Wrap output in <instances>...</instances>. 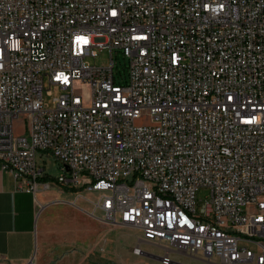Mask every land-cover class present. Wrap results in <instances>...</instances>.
Masks as SVG:
<instances>
[{"label": "built area", "instance_id": "built-area-1", "mask_svg": "<svg viewBox=\"0 0 264 264\" xmlns=\"http://www.w3.org/2000/svg\"><path fill=\"white\" fill-rule=\"evenodd\" d=\"M39 151L162 264H264V0H0V168L16 188L48 176Z\"/></svg>", "mask_w": 264, "mask_h": 264}, {"label": "crops", "instance_id": "crops-1", "mask_svg": "<svg viewBox=\"0 0 264 264\" xmlns=\"http://www.w3.org/2000/svg\"><path fill=\"white\" fill-rule=\"evenodd\" d=\"M45 182H50L47 189ZM76 195L72 188L48 176L37 180L35 192L20 190L13 177L0 168V264H29V260L34 264H150L148 258L160 262L158 256L140 247L155 244L141 240L137 229L104 222ZM53 207L70 212H52ZM122 228L137 232L136 244L129 248L135 259L120 257L116 263L117 246L128 243L129 232H117ZM135 246L141 253L133 252ZM177 263L192 264H171Z\"/></svg>", "mask_w": 264, "mask_h": 264}, {"label": "rangeland", "instance_id": "rangeland-1", "mask_svg": "<svg viewBox=\"0 0 264 264\" xmlns=\"http://www.w3.org/2000/svg\"><path fill=\"white\" fill-rule=\"evenodd\" d=\"M112 59L114 62L113 73H114L115 80L121 84L126 83V81H127V63H128L127 57L120 50L113 49ZM91 63H95L97 65L108 64L109 63L108 52L106 50L99 51L98 56L95 59H92ZM57 94H58V90L56 88H52V94L51 95H47L46 93H44V96H43L44 102L48 103L51 106L52 105V99ZM17 130L20 131L19 127ZM36 164H37V167H40V168L44 167V169H45L44 171L48 175L50 180H55L54 178H56L57 176H59L63 173L61 170L60 163L54 157L46 156L45 152H41V151L37 152ZM84 193H86V194L88 193L89 195H91L93 197L97 195V192H95V191L84 192ZM208 196H209V189L206 187L200 188L196 194V198L198 200V203L207 199ZM62 208L63 207L56 210L55 207H53L50 209V211H52V212L58 211L61 213L70 212L69 209L66 210V209H62ZM117 232H118V234H121V235H124L123 233L126 234V232H129L127 234L129 236H128V243L126 245H118L117 246L115 258L118 262L117 261H115V262L119 263L120 257H127V258H130L131 260H134L135 256L133 254H131L129 248L136 244L137 232L135 230H131V229H127V228H122L121 230H118ZM70 238H72V235L70 236ZM140 247L143 249V251H146V252L151 253V254L156 255V256H160L163 254V250L160 247H157L155 245H149V244L143 243V244H141ZM171 259L174 262L186 261V262H190L192 264H205L199 258H196V259L195 258H189V257H186V256L179 254V253H172ZM147 261L150 264H161L156 259H149L148 258Z\"/></svg>", "mask_w": 264, "mask_h": 264}, {"label": "water", "instance_id": "water-1", "mask_svg": "<svg viewBox=\"0 0 264 264\" xmlns=\"http://www.w3.org/2000/svg\"><path fill=\"white\" fill-rule=\"evenodd\" d=\"M182 255L186 256V257H189V258H195L193 256H190V255H187V254H184L182 253ZM196 259V258H195ZM202 262H204L205 264H209V262H207L206 260H202ZM177 264H182V263H177Z\"/></svg>", "mask_w": 264, "mask_h": 264}]
</instances>
